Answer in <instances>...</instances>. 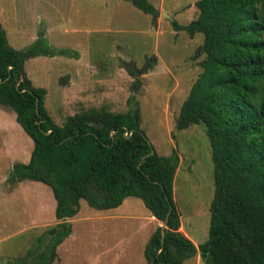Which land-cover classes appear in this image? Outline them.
Masks as SVG:
<instances>
[{"label": "trees", "instance_id": "1", "mask_svg": "<svg viewBox=\"0 0 264 264\" xmlns=\"http://www.w3.org/2000/svg\"><path fill=\"white\" fill-rule=\"evenodd\" d=\"M129 1L153 17L158 14L148 0ZM195 6V19L172 24L190 37L203 34L195 53L204 54L202 71L176 121L177 129L203 123L211 146L214 194L208 237L198 245L179 231L173 201L178 153L148 155L153 145L139 127L135 93L156 57L141 68L124 63L134 78L127 112L90 108L57 124L43 106L46 90L31 84L23 62L64 51L52 48L43 30L27 48L17 50L0 23V105L13 110L33 142L28 162L13 164L7 181L49 186L60 221L48 229L49 242L35 253L34 264L54 260L56 246L71 233L66 219L78 213L80 200L104 210L128 196L140 198L164 224L145 246L148 264H182L196 253L205 264H264V0H197Z\"/></svg>", "mask_w": 264, "mask_h": 264}, {"label": "rangeland", "instance_id": "2", "mask_svg": "<svg viewBox=\"0 0 264 264\" xmlns=\"http://www.w3.org/2000/svg\"><path fill=\"white\" fill-rule=\"evenodd\" d=\"M148 1L156 17L129 0H0V15L13 48H27L43 30L49 45L64 51L23 62L31 84L46 90L43 106L57 124L90 108L127 112L134 78L124 63L141 68L156 57L135 93L139 127L159 155L177 151L173 201L179 231L198 245L208 237L214 194L211 146L203 123L177 129L176 121L202 71L204 54L195 53L203 34L190 37L172 24L195 19L197 0ZM32 148L13 110L0 105V264H34L35 253L49 242L48 229L60 222L49 186L7 181L13 164L28 162ZM66 221L71 233L56 246L49 264H148L145 246L163 225L134 196L104 210L80 200L78 213ZM182 264L205 262L196 253Z\"/></svg>", "mask_w": 264, "mask_h": 264}, {"label": "water", "instance_id": "3", "mask_svg": "<svg viewBox=\"0 0 264 264\" xmlns=\"http://www.w3.org/2000/svg\"><path fill=\"white\" fill-rule=\"evenodd\" d=\"M148 142H149V144H151L149 140H148ZM154 151H155V149H154V147H152L148 155H152L154 153ZM170 211H171V206H170V208L166 214L165 222L168 220ZM162 226H164V224ZM162 235H163V233H162ZM161 243H163V237L161 238Z\"/></svg>", "mask_w": 264, "mask_h": 264}, {"label": "crops", "instance_id": "4", "mask_svg": "<svg viewBox=\"0 0 264 264\" xmlns=\"http://www.w3.org/2000/svg\"><path fill=\"white\" fill-rule=\"evenodd\" d=\"M0 23L4 27L5 20L3 19V16L0 15Z\"/></svg>", "mask_w": 264, "mask_h": 264}, {"label": "built area", "instance_id": "5", "mask_svg": "<svg viewBox=\"0 0 264 264\" xmlns=\"http://www.w3.org/2000/svg\"><path fill=\"white\" fill-rule=\"evenodd\" d=\"M125 134L127 135L128 133H127V132H125Z\"/></svg>", "mask_w": 264, "mask_h": 264}]
</instances>
